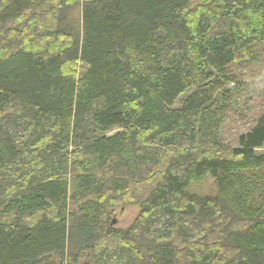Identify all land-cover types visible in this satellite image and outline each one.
I'll use <instances>...</instances> for the list:
<instances>
[{
    "label": "trees",
    "instance_id": "obj_1",
    "mask_svg": "<svg viewBox=\"0 0 264 264\" xmlns=\"http://www.w3.org/2000/svg\"><path fill=\"white\" fill-rule=\"evenodd\" d=\"M263 52L264 0H0V264H264V114L212 108Z\"/></svg>",
    "mask_w": 264,
    "mask_h": 264
},
{
    "label": "rangeland",
    "instance_id": "obj_2",
    "mask_svg": "<svg viewBox=\"0 0 264 264\" xmlns=\"http://www.w3.org/2000/svg\"><path fill=\"white\" fill-rule=\"evenodd\" d=\"M80 17L81 7L78 5L67 11L66 21L79 26ZM232 68L231 72L235 75L236 80L234 83L225 86L223 92L212 104V108H222L223 110L221 119L217 122L218 142L225 148L235 149L238 148V138L252 129L258 118L264 114V52L262 57L252 66ZM189 93L190 91L186 94ZM186 94L177 100L176 108L181 105ZM257 153L264 154V147ZM188 191L200 197L214 195V181L206 176L203 180L192 183ZM110 212L112 226L116 229L126 230L137 217L139 208L136 205H128L117 207ZM162 222V218L155 221L151 228H159ZM84 263L127 264L124 257L119 255L104 256L101 261H94L91 257L85 256L79 260L78 264Z\"/></svg>",
    "mask_w": 264,
    "mask_h": 264
}]
</instances>
